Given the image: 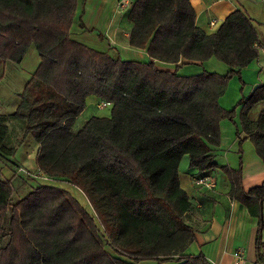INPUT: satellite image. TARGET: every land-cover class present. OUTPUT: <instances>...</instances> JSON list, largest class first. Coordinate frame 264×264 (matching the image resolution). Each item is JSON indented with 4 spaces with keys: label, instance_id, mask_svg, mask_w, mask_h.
Listing matches in <instances>:
<instances>
[{
    "label": "trees",
    "instance_id": "16d2710c",
    "mask_svg": "<svg viewBox=\"0 0 264 264\" xmlns=\"http://www.w3.org/2000/svg\"><path fill=\"white\" fill-rule=\"evenodd\" d=\"M76 5L0 0V58L19 63L35 46L40 62L10 116L38 143V170L79 188L96 219L55 185H37L12 200V181L0 176V264H212L202 252H185L195 231L185 220L193 205L180 184L184 155L189 168H218L227 176L228 196L256 218L253 264H264V180L245 190L241 158L233 168L211 154L220 144L219 120L236 115L219 96L234 75L244 84L240 70L259 54L252 18L236 8L206 33L190 0H133L129 44L146 51L149 60L141 61L73 39ZM79 27L85 28L82 20ZM211 56L228 65L225 74L177 73L179 61ZM155 61L176 69H158ZM89 95L111 102V114L90 116L73 131ZM263 100L264 83L240 99L235 134L239 153L243 131L264 164V112L249 117ZM6 118L0 114V153L9 154Z\"/></svg>",
    "mask_w": 264,
    "mask_h": 264
},
{
    "label": "crops",
    "instance_id": "0c3cea01",
    "mask_svg": "<svg viewBox=\"0 0 264 264\" xmlns=\"http://www.w3.org/2000/svg\"><path fill=\"white\" fill-rule=\"evenodd\" d=\"M86 1L85 4L87 3ZM116 1L112 0L111 13L105 11L104 0L98 1V5L92 13L94 14L93 17L87 16L86 9L85 11L83 10L81 19L85 28L78 26L74 32L70 29L71 37L96 50L106 51L109 55H119L122 59L148 61L149 56L144 49L135 48L129 44L131 22L128 20L127 15L124 21L121 14L114 11L113 5ZM132 2L133 0L131 4ZM190 2L196 12L197 25L206 33L215 32L226 16L236 8H240L252 18L260 42L259 54L248 66L240 70L245 88L249 89L248 93L250 94L256 86L264 83V0H190ZM88 29L92 30L89 31ZM121 31H123L122 35H120ZM98 32L102 34V39L98 37ZM89 33H91L92 37L88 41L84 37ZM29 47L34 48L35 52L36 49L33 44ZM33 59L40 62V58H37L36 55ZM22 61L23 58L19 63ZM6 62H1L0 64V80L2 79L5 67H8L10 64H18L12 61ZM208 63L209 68L206 67ZM183 64H187V66L179 69ZM155 65L158 69L162 70L174 71L176 69L175 64L155 61ZM178 65L177 73L182 75L200 72L199 70L202 67L209 71H215V67L212 66L213 64L206 60L203 62L181 60L178 62ZM29 77L22 80L19 88L13 91L11 102L5 103L0 94V114L7 117L5 122L8 126L7 147L13 149V152L9 154L0 153V176L11 179L15 188L19 184H23L22 180H26L25 183L32 182L31 180H27V177L30 178V176L34 179L33 176L35 174L31 175L32 172L37 175L43 174L38 170L35 163L38 143L30 134L26 135L25 140H23V127L20 121L10 116L15 112L20 102L19 93L23 90ZM91 105H96L97 108L112 107L111 102L103 101L95 95L87 96L84 109L73 123V131H77L84 124L85 120H83L84 122L81 121L77 128H74L78 117ZM260 111L264 112V100L258 102L250 110L249 117L255 119ZM237 117H235V122L239 125ZM235 132L236 126L227 120L221 121L220 144L218 146H211V154L218 165L227 164L233 168L239 166V159L241 158L242 184L244 189L247 190L264 180V164L256 154L251 140L243 131H240L243 140L241 145L242 151L241 154L239 153L238 138ZM186 158L183 159V162L187 165L189 161L188 156ZM18 169H21L23 172L27 171V173H17ZM28 174L30 176L26 177ZM201 175H208L213 178L215 180V187L208 188L196 185L194 179ZM179 178L181 186L187 192L193 205L192 209L186 214L185 220L195 231V241L189 245L185 252L195 254L202 252L212 264H234L236 253L239 252L244 258L243 264H253L255 257L254 244L257 232L256 218L249 215L243 204L228 196L230 183L227 176L218 168L199 172L195 168L187 166L183 170H179ZM27 187H30V185H27ZM262 237L264 241V228L262 230Z\"/></svg>",
    "mask_w": 264,
    "mask_h": 264
},
{
    "label": "rangeland",
    "instance_id": "374dc122",
    "mask_svg": "<svg viewBox=\"0 0 264 264\" xmlns=\"http://www.w3.org/2000/svg\"><path fill=\"white\" fill-rule=\"evenodd\" d=\"M85 1L86 0H77V5L75 8V12H74L75 13L74 19H73L72 24H71V29L73 30V32L77 30V28L79 26L78 22L80 20H82L81 17L83 14V10L85 11V9H86L87 16H89V15H90V17L94 16V14H92V13L95 11V7L98 5L99 0H88V1H86L87 2L86 4H85ZM104 1H105V4H104L105 11L107 13H111V11H112V0H104ZM123 1L124 0H117L116 3H114V5H113V9L115 12L120 13L122 18L125 21L127 11L130 7L129 3H131L132 0H128L129 3L128 4L126 3L127 5L122 4ZM122 33H123V31H121L120 35H122ZM84 34H86V33H84ZM90 34L91 33H89L88 35H86L84 37L88 41L90 40V37H92V35H90ZM28 48L29 49H27V53L24 55L23 61L21 63L15 64V65L10 64L8 67L4 68V73H3L2 79L0 80V94H1V98L4 100L5 103H7V102L9 103L12 101L13 91L15 89L19 88V85L21 84L22 80H24L28 76L31 77L32 73L36 70V68L38 66L39 60L33 59L35 57V55L37 56V58L39 57L36 50L34 52V48H30V47H28ZM210 59H212L214 61H211ZM206 61L212 63L213 64L212 66L215 67V71H213V72H216L218 74H225L226 73L227 64L220 61L215 56H211ZM1 62H6V61H3L0 58V64H1ZM184 66H187V64H183L182 66L179 67V69L183 68ZM206 67L209 68V63L206 65ZM0 68H1V65H0ZM203 70H206V69H204V67H202L201 70H199V71L202 72ZM207 71H209V70H207ZM200 72H197V73H200ZM191 74H196V73L194 72ZM248 91H249V89L245 88V83L241 84L238 75L232 76L227 81L225 91L219 96V103L226 110H232L233 108H235L236 109V115H234L233 118L228 117V116L222 117L219 120V126H220V122L223 120H227L228 122H230L234 126L237 125L235 122L236 116H238L237 119H238L239 125H240L239 112H240L241 106L238 104V102L243 97H247L249 95ZM86 109L87 110L83 114H81L78 117V119L76 120L77 122H76L74 128H77L78 124L81 121H83V120L86 121L91 115L98 116V117H107L111 114V106H106L104 108H97L96 105H91V106H88ZM28 134H30V133H28ZM28 134L22 135V139L25 140V137ZM186 157L187 156H184L183 159H187ZM183 159L179 165V170H183L184 167L188 166V163L186 165L185 162H183ZM19 172H23V171L21 169H18L17 173H19ZM23 173L26 174L27 171H24ZM34 174H35V176H33L34 179L31 178L30 174L26 175V177L30 176V178L27 177V180H31L32 182L25 183L26 180L24 181L21 179L23 184H19L17 188H15L14 184L12 183L13 188H14V192L12 194V200H16L17 198L23 196L26 192H28L30 189L36 187L37 185H40V184L55 185V186H59V187H62L64 189L68 190L71 193V195L74 198H76L77 201L91 215H93L94 218L96 219V214H95L91 204L89 203L86 196L84 195V193L79 188L66 183L65 180L63 178H60V177H51V176H47L45 174L37 175L34 172L31 173V175H34ZM27 185L28 186L30 185V187H27ZM105 248L108 251L112 252V250L110 249L109 246L106 245ZM138 264H156V263L154 261H141ZM161 264H174V261L164 262Z\"/></svg>",
    "mask_w": 264,
    "mask_h": 264
},
{
    "label": "built area",
    "instance_id": "2783aa9c",
    "mask_svg": "<svg viewBox=\"0 0 264 264\" xmlns=\"http://www.w3.org/2000/svg\"><path fill=\"white\" fill-rule=\"evenodd\" d=\"M126 3L128 4L129 1L128 0H124L122 2V4H126ZM129 5H131V3H129ZM194 182H195L196 185H199V186H205V187H208V188L215 187V180L213 178H211L210 176H208V175L198 176V177H196L194 179ZM243 263H244V258L242 256V254L237 252L234 264H243Z\"/></svg>",
    "mask_w": 264,
    "mask_h": 264
}]
</instances>
